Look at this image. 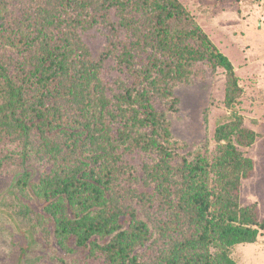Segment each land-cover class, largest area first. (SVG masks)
Returning <instances> with one entry per match:
<instances>
[{"label":"trees","instance_id":"1","mask_svg":"<svg viewBox=\"0 0 264 264\" xmlns=\"http://www.w3.org/2000/svg\"><path fill=\"white\" fill-rule=\"evenodd\" d=\"M204 58L225 72L230 116L211 157L179 158L156 104L172 108L173 85ZM241 94L177 0H0V172L17 174L19 202L41 207L30 226L60 250L98 264H235L233 247L264 236L239 204L253 163L237 148L255 140Z\"/></svg>","mask_w":264,"mask_h":264},{"label":"rangeland","instance_id":"2","mask_svg":"<svg viewBox=\"0 0 264 264\" xmlns=\"http://www.w3.org/2000/svg\"><path fill=\"white\" fill-rule=\"evenodd\" d=\"M177 1L215 49L229 59L238 78L242 94L236 110L242 116L243 128L255 138L250 147L237 148L253 163L248 178L240 182L239 204L253 207L257 220L264 223V0ZM175 25L181 26L179 22ZM81 36L92 52L98 53L102 35L91 31ZM188 70L187 79L173 85L175 105L169 108L171 100L166 99V103L158 101L156 107L166 112L179 158L211 157L216 148L215 128L230 116L224 106L226 75L206 58ZM106 73L111 81L114 71L110 66ZM142 162L141 156L134 157L137 165ZM16 179L15 172H0V264H98L81 250H60L50 235L30 226L25 216L34 218L41 207L28 199L19 202L13 188ZM230 256L235 264H264V236L252 244L233 247Z\"/></svg>","mask_w":264,"mask_h":264}]
</instances>
